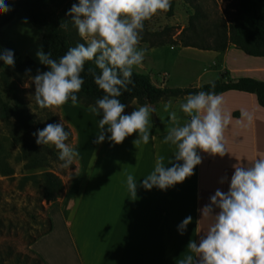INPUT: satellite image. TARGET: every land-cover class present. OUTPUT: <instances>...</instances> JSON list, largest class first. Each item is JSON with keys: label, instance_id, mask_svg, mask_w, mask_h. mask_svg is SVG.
Returning a JSON list of instances; mask_svg holds the SVG:
<instances>
[{"label": "clouds", "instance_id": "obj_1", "mask_svg": "<svg viewBox=\"0 0 264 264\" xmlns=\"http://www.w3.org/2000/svg\"><path fill=\"white\" fill-rule=\"evenodd\" d=\"M170 7L171 0H78L73 3L66 15L71 17L72 25L86 43L69 47L58 59L52 58L51 52L45 53L42 46L38 48L35 55L49 70L38 69L36 75L29 76L35 86L31 99L40 108L60 107L69 101L73 106L78 105L81 101L77 94L85 82L81 73L85 72L86 62H91L95 67L89 66L87 72L104 93L94 104L88 105L89 111L101 117L93 142L100 144L107 140L120 144L137 133L133 143L147 144L155 108L144 104L125 112L128 105L119 97L131 91L129 85L135 83L133 68L144 60L146 50L139 47V41L145 21ZM11 10L6 0H0V15ZM0 61L14 67V51L0 49ZM25 72L31 73V69ZM24 87L29 85L26 83ZM210 87L214 89L215 84ZM171 104V101L164 104L173 126L167 129L163 142L175 145V161L182 163L170 160L171 166L167 167L164 157L158 155L153 170L141 181L145 190L153 187L167 190L193 175L195 166L201 163L198 150L221 157L227 152L224 130L230 116L223 111L221 94L211 90L189 94L178 106L188 117L182 125L176 123V111L169 110ZM240 119L250 124L254 114L241 110ZM70 135L62 119L32 133L37 145H51L58 150L57 158L63 168L74 165L79 158L78 150L66 143ZM233 168L228 190L216 189L209 197L210 203L200 210L202 217L213 215L214 223L198 243L189 241V254L176 264H264V156L257 157L251 164H234ZM220 182L223 183L224 178ZM126 186L128 192L136 196L137 181L130 173ZM214 208L219 209L215 214ZM191 222L189 215L177 225L180 235Z\"/></svg>", "mask_w": 264, "mask_h": 264}, {"label": "crops", "instance_id": "obj_2", "mask_svg": "<svg viewBox=\"0 0 264 264\" xmlns=\"http://www.w3.org/2000/svg\"><path fill=\"white\" fill-rule=\"evenodd\" d=\"M156 47L145 49L143 62L150 58L158 66L163 63L161 56L153 55ZM170 49H177L173 64L183 60L179 71L184 77L195 74L198 63L207 62L208 67H216L217 79L222 72H226L231 79L249 76L264 80V56L247 54L234 45L223 51L177 44L170 45ZM158 74L163 81L160 84L153 81L151 74L148 75L157 86H168L166 82L170 80V70L158 71ZM219 94L223 97V111L230 116L224 130L227 150L224 156L198 150L201 163L195 166L193 175L167 190L155 187L145 190L141 181L153 170L158 155L164 157L163 163L167 167L171 166L170 160L182 163L175 161V145L163 142L167 129L173 126L164 104L172 102L169 110L176 111V123L182 125L188 117L178 106L189 94L159 101L154 105L156 122L151 119L149 142L135 145L133 141L138 134L133 133L116 144V157L100 160L97 193L88 198L79 197L77 176L64 182L62 193L49 208L50 229L32 244L45 264H91L81 253L73 232L74 226L84 237L98 229L99 254L94 264H176L178 259L189 254V241L196 240L198 243L215 220L211 214L202 217L200 210L210 203L209 197L216 189L228 190L233 165L251 164L257 157L264 156V107L258 102L256 94L235 89ZM139 106L141 104L133 100L125 112ZM241 110L254 114L250 124L240 119ZM79 171L78 163L77 174ZM129 173L137 181L136 196L127 190L126 177ZM221 178H224L223 183ZM218 211L214 208L213 214ZM189 215L192 222L180 235L177 225ZM57 225L62 231L60 237L54 235ZM87 242L90 244V241Z\"/></svg>", "mask_w": 264, "mask_h": 264}, {"label": "rangeland", "instance_id": "obj_3", "mask_svg": "<svg viewBox=\"0 0 264 264\" xmlns=\"http://www.w3.org/2000/svg\"><path fill=\"white\" fill-rule=\"evenodd\" d=\"M73 3H78V0H56L54 9L65 19L62 24L74 33V38L79 43H86L76 28L73 25L69 27V23L65 22L71 23V17L66 12ZM234 8L235 0H175L172 15L161 11L145 21L139 41V47L143 49L158 46L153 55L161 56L163 63L158 66L155 60L146 58L133 70L151 74L158 84L163 82L158 71L170 70V80L166 82L168 86H198L216 80L219 76L216 67H208L207 62L198 63V71L184 77L179 71L184 62L180 59L173 64L177 49H170V45L175 44L173 40L178 39L186 29L191 37L190 43L213 46L216 25L220 19L229 20ZM198 9L199 15L194 17ZM1 40L17 52L19 59L14 67L0 61V162L3 159L13 169L9 174H0V264H43L32 244L51 227L49 208L57 201H47L43 196L44 173L53 172L63 182L77 176L79 197L88 198L98 192L100 160L116 157L118 146L114 143L108 145L107 140L100 144L93 142L99 132L101 117L89 111L83 98L78 97L81 102L76 106L69 101L63 106L51 108H40L31 99L35 86L29 76L36 75L38 69L41 72L49 70L40 64L35 55L38 48L43 47L41 29L33 27L21 13L3 27ZM26 69H31V73H26ZM26 83L29 87H24ZM16 100L23 104L33 119L32 126L25 127L20 115L11 109ZM61 119L71 132L66 143L72 144L79 152V158L68 168L61 167L62 162L49 154L48 150L58 154L54 146L37 145L32 136L37 128L60 122ZM78 163L80 171L77 174ZM53 214L57 218L55 209ZM73 232L82 255L94 264L99 254L98 229L89 232L88 237H84L76 226ZM54 235H62L60 225H57Z\"/></svg>", "mask_w": 264, "mask_h": 264}, {"label": "trees", "instance_id": "obj_4", "mask_svg": "<svg viewBox=\"0 0 264 264\" xmlns=\"http://www.w3.org/2000/svg\"><path fill=\"white\" fill-rule=\"evenodd\" d=\"M11 5L12 10L6 14L0 15V49L6 48L12 50L1 40V32L3 27L12 23L21 13L28 19L29 23L36 28L42 30L43 50L45 53L51 52L52 58L58 59L62 56L69 47H74L78 42L74 38V33L69 31L66 27H61L65 20L61 15L55 11L56 0H6ZM175 0H171V7L167 10L168 14L172 15V9ZM199 15V9L195 16ZM69 23V27L72 23ZM194 21H191L193 26ZM215 43L213 46H198L190 43V36L187 30L184 29L178 39L173 40L175 44L183 46H193L200 49H209L216 51L226 50L230 45L242 49L245 53L254 56H264V0H235L234 11L230 14L229 20L220 19L216 25ZM163 45V43H161ZM14 51V50H13ZM15 63L19 56L14 51ZM95 67L91 62H86L85 72L81 73L84 76V84L81 91L77 94L78 97L83 98L86 105L94 104L97 98L104 95L103 91L94 83L91 74L87 72L88 67ZM99 73V69H96ZM132 79L134 86L129 85L130 92H124L120 97V101L129 105L133 100L139 104H150L154 107L159 101L169 97H178L185 94H194L198 91H214L221 93L227 90L235 89L240 91L252 92L257 96L258 102L264 107V80H259L249 76L231 79L226 72L221 73L219 79L200 86H157L151 80L150 76L145 73L136 72L133 70ZM215 84V88L210 86ZM127 108V107H126ZM15 110L23 120L25 127L32 126L33 119L29 116L26 108L16 100L11 108ZM153 123L156 122L155 111L151 114ZM66 130H69L67 126ZM47 149V147H46ZM49 154L57 158V153L48 150ZM61 162V161H60ZM13 171L12 167L3 159L0 162V174H9ZM45 187L43 196L47 201H53L62 193L64 189V182L62 178L53 173H44ZM49 225L51 220L49 218ZM50 229V227H49ZM48 229V230H49ZM47 230V231H48ZM46 231V232H47ZM45 233V232H44ZM38 259L42 261L43 258L36 251Z\"/></svg>", "mask_w": 264, "mask_h": 264}]
</instances>
